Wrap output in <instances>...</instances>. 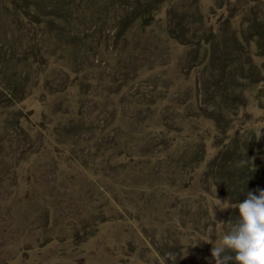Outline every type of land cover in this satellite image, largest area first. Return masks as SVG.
Here are the masks:
<instances>
[{
	"label": "rangeland",
	"instance_id": "obj_1",
	"mask_svg": "<svg viewBox=\"0 0 264 264\" xmlns=\"http://www.w3.org/2000/svg\"><path fill=\"white\" fill-rule=\"evenodd\" d=\"M263 175L264 0H0V264H215Z\"/></svg>",
	"mask_w": 264,
	"mask_h": 264
},
{
	"label": "clouds",
	"instance_id": "obj_2",
	"mask_svg": "<svg viewBox=\"0 0 264 264\" xmlns=\"http://www.w3.org/2000/svg\"><path fill=\"white\" fill-rule=\"evenodd\" d=\"M248 191L242 202L218 201L219 209H236L234 222L213 243L215 264H264V189ZM213 218L215 213L213 212Z\"/></svg>",
	"mask_w": 264,
	"mask_h": 264
},
{
	"label": "trees",
	"instance_id": "obj_3",
	"mask_svg": "<svg viewBox=\"0 0 264 264\" xmlns=\"http://www.w3.org/2000/svg\"><path fill=\"white\" fill-rule=\"evenodd\" d=\"M152 17H153V15H149V16H147V18L145 20L147 21V19L149 20ZM35 57H37V54L35 55ZM33 63L39 64V65H37V67H40L41 66L40 62L38 60H36V59H33V61L31 62V65Z\"/></svg>",
	"mask_w": 264,
	"mask_h": 264
},
{
	"label": "water",
	"instance_id": "obj_4",
	"mask_svg": "<svg viewBox=\"0 0 264 264\" xmlns=\"http://www.w3.org/2000/svg\"><path fill=\"white\" fill-rule=\"evenodd\" d=\"M261 189H264V175H263V178H262V181H261Z\"/></svg>",
	"mask_w": 264,
	"mask_h": 264
}]
</instances>
